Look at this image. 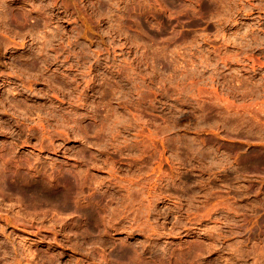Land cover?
Instances as JSON below:
<instances>
[{
  "label": "rangeland",
  "instance_id": "rangeland-1",
  "mask_svg": "<svg viewBox=\"0 0 264 264\" xmlns=\"http://www.w3.org/2000/svg\"><path fill=\"white\" fill-rule=\"evenodd\" d=\"M263 156L262 0H0V264H264Z\"/></svg>",
  "mask_w": 264,
  "mask_h": 264
},
{
  "label": "clouds",
  "instance_id": "clouds-1",
  "mask_svg": "<svg viewBox=\"0 0 264 264\" xmlns=\"http://www.w3.org/2000/svg\"><path fill=\"white\" fill-rule=\"evenodd\" d=\"M109 2H111V0H109ZM215 2H216V0H210V3H215ZM231 3H232V5L235 6V8L237 10H239L241 8V6H243L244 8H247L250 11L251 10V6H252V0H231ZM262 5H264V0H262ZM116 6L117 5L113 4V7H116ZM236 14H237L236 11H234V12L231 13V19H232L233 22H234V18L236 16ZM108 18L110 19V16ZM110 27H111V25H110ZM24 35L32 36L33 33L31 31H29V32H26ZM102 35L109 36L110 37V43L111 42H114V40L116 39V37L114 35H112L111 32H105V31L102 30ZM122 35H126V34H122ZM61 43H63V41H61ZM40 54L47 55L46 52H42ZM101 72H103V68H101ZM84 75L87 76L86 73H84ZM101 78L103 79V76H101ZM71 95L72 94L70 92L69 93V96L71 97Z\"/></svg>",
  "mask_w": 264,
  "mask_h": 264
},
{
  "label": "bare ground",
  "instance_id": "bare-ground-1",
  "mask_svg": "<svg viewBox=\"0 0 264 264\" xmlns=\"http://www.w3.org/2000/svg\"><path fill=\"white\" fill-rule=\"evenodd\" d=\"M192 137H193V136H192ZM194 138H195V137H194ZM208 138H209V137H208ZM190 139H191V138H190ZM195 139H196V138H195ZM191 141H193V140H191ZM214 142H215V141H214ZM213 144H214V143H213ZM215 144H216V143H215ZM215 144H214V146H215ZM207 145H208V144H207ZM192 146H193V145H192ZM210 146H212V145H210ZM210 146H209V147H210ZM214 146H213V147H214ZM207 147H208V146H207ZM194 149H195V147H194ZM218 152H219V150H218ZM218 152H217V154H218ZM221 152H223V151H221ZM227 152H228V151H227ZM224 153H226V152H224ZM228 153H230V152H228ZM220 154H221V153H220ZM230 154H231V153H230ZM225 155H226V154H225ZM228 155H229V154H228ZM231 155H232V154H231ZM259 155H260V154H259ZM259 155H258V156H259ZM258 156H257V157H258ZM263 157H264V156H263ZM228 158H229V157H228ZM249 158H250V157H249ZM254 158H255V156H254ZM258 158H260V156H259ZM256 160H257V159H256ZM259 160H260V159H259ZM259 160H257V162H258ZM254 162H255V161H254ZM259 163H260V162H259ZM251 164H252V163H251Z\"/></svg>",
  "mask_w": 264,
  "mask_h": 264
}]
</instances>
